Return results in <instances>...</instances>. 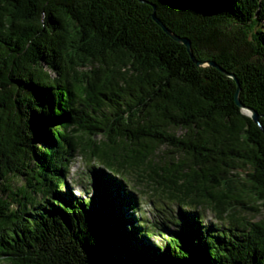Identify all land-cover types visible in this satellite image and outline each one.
<instances>
[{
  "label": "trees",
  "instance_id": "obj_1",
  "mask_svg": "<svg viewBox=\"0 0 264 264\" xmlns=\"http://www.w3.org/2000/svg\"><path fill=\"white\" fill-rule=\"evenodd\" d=\"M147 1L0 0V260L264 264V0ZM139 192L179 208L162 249Z\"/></svg>",
  "mask_w": 264,
  "mask_h": 264
},
{
  "label": "rangeland",
  "instance_id": "obj_2",
  "mask_svg": "<svg viewBox=\"0 0 264 264\" xmlns=\"http://www.w3.org/2000/svg\"><path fill=\"white\" fill-rule=\"evenodd\" d=\"M262 24H264V22ZM87 165V158H83L80 155L76 156L72 161L69 175L66 177L65 185L62 188V192L68 198H79L85 201L91 200L95 183ZM127 180L130 183L135 182L133 176H128ZM135 189L138 190L137 188ZM138 194L140 195L139 205L141 213L154 229L148 242L153 247L162 249L165 247L167 238L174 234H178V227L173 225L170 220L173 216L179 214V208L165 194H153V197L149 198L146 193L139 192ZM90 209H92V204ZM248 217H252L253 220L258 219V217H253L251 215ZM213 220V214L211 212H206L204 221L210 222ZM154 224H156V226ZM0 264L9 263L0 260Z\"/></svg>",
  "mask_w": 264,
  "mask_h": 264
},
{
  "label": "water",
  "instance_id": "obj_3",
  "mask_svg": "<svg viewBox=\"0 0 264 264\" xmlns=\"http://www.w3.org/2000/svg\"><path fill=\"white\" fill-rule=\"evenodd\" d=\"M140 1H142V2H148L147 0H140ZM151 4L153 5L152 17H153L154 21H155L157 24H159V25L163 28V30H164L169 36H171L174 40H176V41H178V42H180V43H183V44L186 46L188 52L190 53L191 58H192V59H193L198 65H200V66L204 65L205 62H201V61H199V60H197V59L195 58V55H194V53H193V48H192V42H191V40H190L188 37L180 36V35L174 33L171 29H169V28L164 24V22H163V21L157 16L156 5H155L154 3H151ZM206 64H208V65H212V66H214V67H217V68H218L219 70H221L223 73H225L226 75H228V76H230V77H232V78L235 79V81H236V83H237V89H236V92H235V100H236V103H237L239 106L242 107L243 112H244L245 114L249 115L250 117H252V119H253L255 122H258V123H259L260 120H259V115L257 114V112H256L254 109H252V108H250V107H247V106H244V105L241 103V100H240V98H239V94H240V91H241V85H240V82H239V80L237 79L236 75L233 74V73H230V72H228V71H226V70H224L223 68H221V67H220L216 62H214V61H208V62H206ZM245 110H247V111H249V112L247 113Z\"/></svg>",
  "mask_w": 264,
  "mask_h": 264
},
{
  "label": "bare ground",
  "instance_id": "obj_4",
  "mask_svg": "<svg viewBox=\"0 0 264 264\" xmlns=\"http://www.w3.org/2000/svg\"><path fill=\"white\" fill-rule=\"evenodd\" d=\"M247 113L249 112V111H247V110H245Z\"/></svg>",
  "mask_w": 264,
  "mask_h": 264
}]
</instances>
